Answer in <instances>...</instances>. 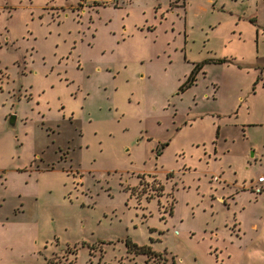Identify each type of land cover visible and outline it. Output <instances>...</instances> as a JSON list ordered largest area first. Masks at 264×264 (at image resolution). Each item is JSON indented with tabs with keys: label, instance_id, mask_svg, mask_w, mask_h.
<instances>
[{
	"label": "rangeland",
	"instance_id": "1",
	"mask_svg": "<svg viewBox=\"0 0 264 264\" xmlns=\"http://www.w3.org/2000/svg\"><path fill=\"white\" fill-rule=\"evenodd\" d=\"M117 3L0 0V264H264V0Z\"/></svg>",
	"mask_w": 264,
	"mask_h": 264
},
{
	"label": "built area",
	"instance_id": "2",
	"mask_svg": "<svg viewBox=\"0 0 264 264\" xmlns=\"http://www.w3.org/2000/svg\"><path fill=\"white\" fill-rule=\"evenodd\" d=\"M108 1L117 3L118 0H108ZM257 182L260 184L264 183V175L258 176Z\"/></svg>",
	"mask_w": 264,
	"mask_h": 264
},
{
	"label": "crops",
	"instance_id": "3",
	"mask_svg": "<svg viewBox=\"0 0 264 264\" xmlns=\"http://www.w3.org/2000/svg\"><path fill=\"white\" fill-rule=\"evenodd\" d=\"M120 1H121V3H123V2H130L131 0H120ZM116 5L118 6V3Z\"/></svg>",
	"mask_w": 264,
	"mask_h": 264
},
{
	"label": "trees",
	"instance_id": "4",
	"mask_svg": "<svg viewBox=\"0 0 264 264\" xmlns=\"http://www.w3.org/2000/svg\"><path fill=\"white\" fill-rule=\"evenodd\" d=\"M162 147H163V144H162L161 148H162ZM158 152H160V150H159Z\"/></svg>",
	"mask_w": 264,
	"mask_h": 264
}]
</instances>
